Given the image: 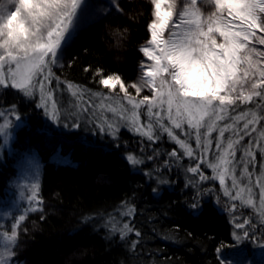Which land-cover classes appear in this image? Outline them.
I'll use <instances>...</instances> for the list:
<instances>
[{
  "label": "snow or ice",
  "instance_id": "snow-or-ice-1",
  "mask_svg": "<svg viewBox=\"0 0 264 264\" xmlns=\"http://www.w3.org/2000/svg\"><path fill=\"white\" fill-rule=\"evenodd\" d=\"M148 2L147 35L139 46L147 62L141 59L140 75L125 81L100 66L83 68L111 90L105 94L62 81L54 68L63 67L64 48L98 13L136 18L125 13L120 0H111L109 7L91 0H0V92L14 90L22 100L35 102L62 128H80L83 119L114 142L120 141L121 128L137 134L139 151H127L126 159L143 172L152 193L173 186L175 166L177 176L183 174L180 191L188 190L183 200L188 215L204 212L205 194L227 208L234 227L229 240L214 247L216 264H264V0ZM56 89L70 92L74 99L68 107ZM27 126L17 103L0 107V148L9 147L17 130ZM37 131L49 134L51 129ZM165 136L179 148L153 147ZM28 189L27 196L21 192L29 202L23 213L0 216L12 221L0 225V264H17L15 249L26 213L39 211L45 219L39 184L32 182ZM246 208L253 213L245 215L241 209ZM116 212L98 214L99 221L84 219L99 223L106 238L118 236L134 251L139 242L128 234H143L125 218L133 216L135 206L126 198Z\"/></svg>",
  "mask_w": 264,
  "mask_h": 264
},
{
  "label": "trees",
  "instance_id": "trees-1",
  "mask_svg": "<svg viewBox=\"0 0 264 264\" xmlns=\"http://www.w3.org/2000/svg\"><path fill=\"white\" fill-rule=\"evenodd\" d=\"M91 1L100 7L111 5V0ZM120 3L125 13L136 18L115 11L92 18L64 48L63 67L58 64L54 68L62 81L66 78L93 92L107 94L111 90L96 83L91 71H83L85 66H100L105 72L120 74L125 81L139 76L144 58L139 46L147 35L150 5L148 0ZM125 28L128 31L123 33ZM56 94L64 107L74 99L66 90L61 93V89H56ZM84 100L87 102V94ZM95 100L98 104L99 97ZM13 102L19 105L28 126L17 130L11 149L0 148V216L16 208L13 214L18 216L29 207L25 201L21 202L22 210L17 206L20 195L15 179L30 158L40 164L38 195L43 200L45 216L41 220L39 211L26 213L15 249L17 264H216L214 247L229 240L234 226L227 208L218 206L214 195L205 194L204 212L198 217L190 216L183 207L188 190L180 191L182 170L177 176L174 166L170 175L173 186L156 195L143 172L132 169L127 162V151H139L141 137L137 134L121 128V139L114 142L111 135L97 131L93 123L85 124L83 119L80 128H62L49 121L35 102L22 100L14 90L0 92V107ZM96 111L99 113L100 109ZM46 126L51 129L49 134L37 131ZM153 147L165 151L179 148L166 136L163 143L157 142ZM188 159L185 157L183 163L187 164ZM205 185L210 186L207 182ZM126 198L134 204L135 212L125 219L143 234H128L139 242L134 251L118 236L106 238L99 223L84 219L99 221L98 214L116 215ZM241 211L245 215L253 213L250 208ZM6 221L12 222L11 217ZM23 228H27L26 233Z\"/></svg>",
  "mask_w": 264,
  "mask_h": 264
},
{
  "label": "rangeland",
  "instance_id": "rangeland-1",
  "mask_svg": "<svg viewBox=\"0 0 264 264\" xmlns=\"http://www.w3.org/2000/svg\"><path fill=\"white\" fill-rule=\"evenodd\" d=\"M92 2V1H91ZM146 62H147V58H143ZM140 75V73H139ZM8 149H11V145L9 147H5ZM34 165H38V168H35ZM40 164L36 159H27L25 161V163L23 164V166L21 167V169L19 170V173L15 179V183L17 185V189L19 191V195H20V199H19V203L17 204V206H20L21 208V202L25 201L26 204L29 205V202L27 201V199L21 198V192H23L25 194V196H27L29 194V189L28 186L32 183V182H37L39 184L40 182V175H41V170H40ZM36 172V176H35V180H32V173ZM17 209V208H16ZM16 209L14 210H9V212L13 213ZM23 212H20L19 214H21ZM6 220L3 219L0 221V225L5 224ZM9 225L11 224L8 223Z\"/></svg>",
  "mask_w": 264,
  "mask_h": 264
}]
</instances>
